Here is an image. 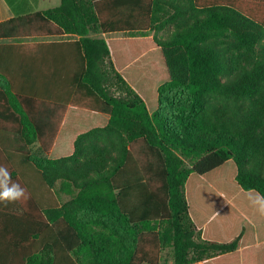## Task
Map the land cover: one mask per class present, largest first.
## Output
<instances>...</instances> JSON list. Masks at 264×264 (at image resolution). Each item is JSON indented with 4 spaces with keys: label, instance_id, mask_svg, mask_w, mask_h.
Listing matches in <instances>:
<instances>
[{
    "label": "trees",
    "instance_id": "16d2710c",
    "mask_svg": "<svg viewBox=\"0 0 264 264\" xmlns=\"http://www.w3.org/2000/svg\"><path fill=\"white\" fill-rule=\"evenodd\" d=\"M64 34L81 60L51 90L32 63L0 71V165L27 192L0 205V263L161 264L171 248L174 264H264L248 199L264 195V0H62L0 23V39Z\"/></svg>",
    "mask_w": 264,
    "mask_h": 264
},
{
    "label": "crops",
    "instance_id": "0c3cea01",
    "mask_svg": "<svg viewBox=\"0 0 264 264\" xmlns=\"http://www.w3.org/2000/svg\"><path fill=\"white\" fill-rule=\"evenodd\" d=\"M61 1L0 0V23L9 21L17 16H26L54 9L61 5ZM116 35L96 34L93 36L110 40L123 39H117ZM79 39V36L71 34L0 39V71L12 75L14 80H22L30 77L31 70L28 64L32 63L37 66L36 72H41L42 74L31 78L47 79L51 90V83L60 78L62 65H71L76 62L75 60H81V53L76 45ZM67 135L71 134L67 133L64 137ZM55 151L56 147L53 152ZM254 235H264V230L258 234L254 233ZM1 256L2 251L0 250Z\"/></svg>",
    "mask_w": 264,
    "mask_h": 264
},
{
    "label": "rangeland",
    "instance_id": "374dc122",
    "mask_svg": "<svg viewBox=\"0 0 264 264\" xmlns=\"http://www.w3.org/2000/svg\"><path fill=\"white\" fill-rule=\"evenodd\" d=\"M168 27L162 29L159 33H158V36L163 38V37H166L168 35ZM151 35L153 36L154 33H151ZM117 36V39L119 38H129V36H126V35H123V34H120V35H116ZM115 36V37H116ZM136 37H140L139 34H136ZM142 46H145V51L146 53H148V57H146L147 59H153V58H158V54L159 56L161 55L160 52H157L156 51H152V48L149 46L148 42H143L142 43ZM119 49L121 50L122 47H119ZM127 57V56H126ZM158 60V59H157ZM148 61V60H147ZM138 73V71H135L132 67L127 69L125 71V74L127 77L130 78V74L132 76H136ZM113 93L114 95L118 96L119 95V90L118 88L115 86L113 87ZM151 106H152V103H151ZM73 145H74V138L71 136V135H67L66 137H64L62 140H60L57 145H56V151L53 152V155L56 156V157H63L67 154H70L73 152ZM30 150V153L32 155V157L34 159H40V158H47L49 155L46 154L44 152V150L41 148V145L39 144V142H36L34 145L30 146L29 148ZM18 159V158H17ZM55 192H56V197L57 199L59 200V202L61 204H65L67 203L68 201L71 200V196H68L64 193L61 192V185L60 183L57 184L56 188H55ZM162 264H173V252H172V249L171 248H166L162 254Z\"/></svg>",
    "mask_w": 264,
    "mask_h": 264
},
{
    "label": "clouds",
    "instance_id": "9594fccd",
    "mask_svg": "<svg viewBox=\"0 0 264 264\" xmlns=\"http://www.w3.org/2000/svg\"><path fill=\"white\" fill-rule=\"evenodd\" d=\"M252 192L255 190H250L248 197L250 204L260 216H264V195L259 192L253 195ZM26 198V189L12 180L7 167L0 165V205L7 207Z\"/></svg>",
    "mask_w": 264,
    "mask_h": 264
}]
</instances>
